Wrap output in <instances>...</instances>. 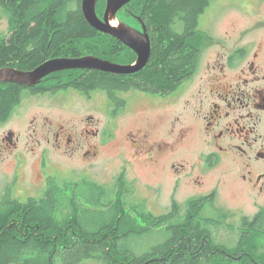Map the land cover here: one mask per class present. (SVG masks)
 I'll use <instances>...</instances> for the list:
<instances>
[{
	"label": "rangeland",
	"instance_id": "1",
	"mask_svg": "<svg viewBox=\"0 0 264 264\" xmlns=\"http://www.w3.org/2000/svg\"><path fill=\"white\" fill-rule=\"evenodd\" d=\"M99 1L103 2V7L101 14H96L102 19L105 0ZM204 8L197 13L199 20L196 19L195 23L197 27L199 22L201 32L194 28L191 36L198 50L197 59L185 75L190 78V87L183 92L168 96L167 99L149 98L138 92L142 90L132 87L111 90L109 95L100 89H89L84 92L91 95L81 97L70 91L44 98L22 94L17 111L13 112L8 122L0 125V199L4 192L21 202L40 198L47 185V175L57 181L72 180L81 185L91 182L109 191L116 187V181L122 177L131 188L126 200H123L125 213L130 214L138 227L145 225L144 211L150 212L155 218L165 217L175 204L177 213L170 217L173 220L162 219L146 234L135 238L138 241L131 248L133 253L144 254L162 245L169 237L168 228L185 221L191 201H199L203 208L196 218L197 222L202 226L203 220H208L205 224L209 222L213 225L204 227L211 231L217 242L228 247L235 245L240 232L246 231L242 225L252 221L264 210V179H257L264 173V165L253 160L250 166L245 167L236 150L232 154H220L213 166H204L202 155L212 150L207 143L219 139L203 136L204 127L200 121L206 114L208 101L201 108L198 97L194 95L199 89L204 91L203 83L199 81L205 71L204 64L217 59L219 48L238 42L264 44V0H212L205 12ZM244 12L251 14L255 20L261 19L262 23L256 22L253 27L251 25L255 20L240 24L245 18L242 15ZM129 15L126 11L120 12L116 15L117 21L126 24L133 32L140 30L143 26L141 21ZM8 20L0 8V37H5L9 32ZM178 20L177 25H171V30L182 34L185 24ZM202 30H207V37H203ZM145 33L148 36L147 31ZM116 41L122 45L123 53L113 60L94 54L85 56H94L118 66L134 65L137 55ZM149 44L147 63L139 71L150 61L151 40ZM195 69V74L188 76ZM91 71L119 77L139 72ZM107 97L126 105L116 122L109 119ZM118 107L116 110H120ZM195 111L200 112L198 120L191 117ZM87 118L90 120L87 121ZM31 120L39 122L36 129L38 134H34L36 122L30 123ZM222 122L226 124L228 120ZM9 129L17 137L15 146L3 140ZM43 130L49 133V138H52L53 132L69 133L73 143L69 147L54 150L47 144ZM242 142V138L236 139L233 144L241 145ZM51 144L55 145L53 142ZM259 144L260 141L254 150L258 149ZM31 148L36 153L47 149L46 173L41 171L35 160L37 155L30 152ZM85 151L86 157L83 156ZM21 156L26 158V166L24 164L20 168ZM249 170L254 173L248 174ZM244 176L250 180L243 181ZM110 198L113 199L112 196ZM91 208L103 209L99 206ZM119 245L122 246V241ZM79 264L102 263L92 257Z\"/></svg>",
	"mask_w": 264,
	"mask_h": 264
},
{
	"label": "trees",
	"instance_id": "2",
	"mask_svg": "<svg viewBox=\"0 0 264 264\" xmlns=\"http://www.w3.org/2000/svg\"><path fill=\"white\" fill-rule=\"evenodd\" d=\"M81 1L0 0V8L9 19L8 34L0 37V69L30 71L48 60L89 54L106 60L120 56L122 45L86 23ZM206 1L132 0L130 15L140 16L152 41L150 61L144 70L126 77L96 71L67 76L65 72L55 85L82 91L100 89L108 95L111 90L130 87L162 93L174 89L197 59L191 36L197 13ZM102 7L103 2L98 1L99 15ZM174 18L184 22L182 34L171 30ZM21 99L20 86L0 84V123L11 117ZM46 183L37 199L21 202L8 192L2 195L0 264H79L92 257L102 264H264V210L242 225L246 231L228 247L204 227L213 224L206 225L208 220H203L201 226L197 222L203 208L199 201H191L185 221L168 228L169 237L162 245L135 254L131 251L138 241L135 238L162 219H172L177 214L175 204L165 217L155 218L144 211L145 225L138 227L125 213L123 200L131 188L122 177L111 191L91 182L81 185L53 177L46 178Z\"/></svg>",
	"mask_w": 264,
	"mask_h": 264
},
{
	"label": "flooded vegetation",
	"instance_id": "3",
	"mask_svg": "<svg viewBox=\"0 0 264 264\" xmlns=\"http://www.w3.org/2000/svg\"><path fill=\"white\" fill-rule=\"evenodd\" d=\"M211 1L212 0L206 1L203 12L210 7ZM128 5L124 6L118 13L123 11L130 14L133 13L132 8H129ZM235 6L238 7V4L235 3ZM198 15L199 14H197L196 18L199 20ZM242 15H244L245 18L241 20L240 24L255 20L248 12H244ZM129 16L135 20L141 21L145 27V31L148 33L145 23L141 20L140 16L137 14L135 15V13ZM176 20H178V18H174L172 24H175ZM256 22L262 23V20H255V23H253L251 27L256 25ZM180 23L184 24L183 21ZM195 28L196 31L201 32L199 22L198 26H195ZM135 32L141 35L143 34V28L135 30ZM202 35L203 37H207V30H202ZM148 37L149 40H151L149 33ZM216 55L217 59H212L210 62H206L204 64L205 71L199 80L203 83L204 91L199 89L194 95L195 97H198L201 108H203V104L206 103V100L208 101L205 108L206 114L202 117V121H200L204 127L203 136L209 137L210 139H219L210 144L207 143L210 145L212 150H208L207 153L202 155L203 164L204 166H213L219 159L220 154H232L238 150L239 157L243 160L245 167L250 166L253 163V160L264 165V44L261 45L256 42H238L231 44L229 47L222 46L218 49ZM197 67H199V64ZM87 71L91 70L66 71V74L67 76H74L73 74L75 72L85 73ZM233 71H235L234 74H228ZM195 72L196 69L194 73L188 76L192 77ZM62 73L65 72L51 74L42 79L40 83L35 86L21 87V93L28 94L32 98H44L51 95L55 96L58 93H64L67 91L76 93L79 97L91 95L79 90V88L63 87L61 84L55 85L56 82L60 81V78L63 75ZM186 76L182 79L178 86L170 91L161 92V94L159 92L152 91L143 93L145 92L144 90L138 92L153 99L156 97L158 99H160L159 97H165L164 99H167L168 96H174L175 94L183 92L186 88L190 87V78H187ZM107 99L109 102V119L112 122H116L123 110L125 111L126 105H122V103L117 102L116 99L109 100V97H107ZM20 104L21 103H19L18 106H15L13 111H17ZM116 107L120 110H116ZM199 113L200 112L195 111L191 117L198 120L197 115ZM9 120L10 119L6 122ZM86 120L89 121L90 119L87 118ZM177 120L179 121V119ZM224 120H228V122L223 124L222 121ZM6 122H2L0 125ZM34 122H36V128L33 129V132L34 134H38L36 129L39 122L33 120L30 121V123ZM42 132H45L46 142L49 146L53 147L54 150H56V148L61 149L63 146L69 147L73 143V140L71 139L72 135L70 136L69 133L53 132L51 133L52 139L49 138V133L44 130ZM6 133L7 135L4 136L3 140H6L7 143L12 146H15L16 143L14 141L17 140V137L14 136V131L9 129ZM88 133L89 132L87 131V134ZM12 136L15 138L13 137V139ZM241 138L243 141L241 145L233 144L234 140H239ZM258 141H260L258 149L254 150ZM52 142L55 145L52 146ZM30 152L37 155L35 160L38 161L37 163L42 169L41 171L44 170V173H46L45 169L48 167V161L45 154L47 153V149H43L39 153H36L35 149L31 148ZM88 153L90 152H87V154ZM83 156L86 157V151ZM21 159V163H19L20 168L24 164L26 166V158L21 156ZM17 163L18 162L16 161V164ZM247 172L251 175L254 173L252 170ZM47 177H49V175H47L46 178ZM16 179V182L18 183V174L16 175ZM257 179L259 181L264 179V173L260 174ZM247 180L249 181L250 179L247 178V176H244L243 181Z\"/></svg>",
	"mask_w": 264,
	"mask_h": 264
},
{
	"label": "water",
	"instance_id": "4",
	"mask_svg": "<svg viewBox=\"0 0 264 264\" xmlns=\"http://www.w3.org/2000/svg\"><path fill=\"white\" fill-rule=\"evenodd\" d=\"M132 0H105V9L100 19L96 14L98 0H82L81 12L86 23L95 31L113 37L137 55L134 65L118 66L103 61L94 56L81 58L52 59L30 71H19L13 68L0 69V84L10 83L22 87H32L40 83L47 76L66 71L92 70L101 72L135 73L142 69L150 54L148 36L143 28V34L133 32L126 24L117 21V13Z\"/></svg>",
	"mask_w": 264,
	"mask_h": 264
},
{
	"label": "bare ground",
	"instance_id": "5",
	"mask_svg": "<svg viewBox=\"0 0 264 264\" xmlns=\"http://www.w3.org/2000/svg\"><path fill=\"white\" fill-rule=\"evenodd\" d=\"M102 34V33H101ZM104 35V34H103Z\"/></svg>",
	"mask_w": 264,
	"mask_h": 264
}]
</instances>
